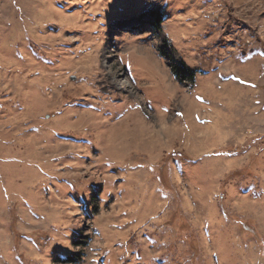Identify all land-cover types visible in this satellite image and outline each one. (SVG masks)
<instances>
[{
  "label": "rangeland",
  "instance_id": "1",
  "mask_svg": "<svg viewBox=\"0 0 264 264\" xmlns=\"http://www.w3.org/2000/svg\"><path fill=\"white\" fill-rule=\"evenodd\" d=\"M0 264H264V0H0Z\"/></svg>",
  "mask_w": 264,
  "mask_h": 264
},
{
  "label": "trees",
  "instance_id": "2",
  "mask_svg": "<svg viewBox=\"0 0 264 264\" xmlns=\"http://www.w3.org/2000/svg\"><path fill=\"white\" fill-rule=\"evenodd\" d=\"M162 21H163V17L161 16L160 13H157V14L155 15V18H154L152 24H153V26H155L156 28L159 29V26H160V24L162 23ZM163 54H165V53H163ZM174 69H175L176 74L178 75V77H179V78H182V75H181L182 70H179L177 67H174Z\"/></svg>",
  "mask_w": 264,
  "mask_h": 264
}]
</instances>
